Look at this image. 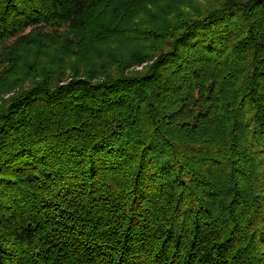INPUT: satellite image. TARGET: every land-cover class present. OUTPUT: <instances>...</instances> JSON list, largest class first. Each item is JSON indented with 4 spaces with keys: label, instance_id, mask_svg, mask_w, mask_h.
Here are the masks:
<instances>
[{
    "label": "trees",
    "instance_id": "obj_1",
    "mask_svg": "<svg viewBox=\"0 0 264 264\" xmlns=\"http://www.w3.org/2000/svg\"><path fill=\"white\" fill-rule=\"evenodd\" d=\"M0 264H264V0H0Z\"/></svg>",
    "mask_w": 264,
    "mask_h": 264
},
{
    "label": "rangeland",
    "instance_id": "obj_2",
    "mask_svg": "<svg viewBox=\"0 0 264 264\" xmlns=\"http://www.w3.org/2000/svg\"><path fill=\"white\" fill-rule=\"evenodd\" d=\"M198 1L202 2V0H198ZM137 69H140V68H137ZM5 97H7V96H5Z\"/></svg>",
    "mask_w": 264,
    "mask_h": 264
}]
</instances>
